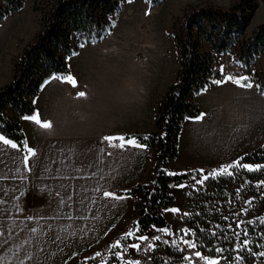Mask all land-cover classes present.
<instances>
[{"label": "trees", "instance_id": "1", "mask_svg": "<svg viewBox=\"0 0 264 264\" xmlns=\"http://www.w3.org/2000/svg\"><path fill=\"white\" fill-rule=\"evenodd\" d=\"M25 1L0 0V24L20 11ZM147 1L157 5L163 0ZM128 2L129 0H60L44 12L43 28L16 59L12 81L0 87V134L27 153L23 119L35 115L36 99L44 84L55 76H67L71 71L69 59L78 54L82 47L103 41L112 31L122 6ZM257 8L256 0H238L227 9L197 6L191 8L169 32L179 55L180 66L176 80L158 103L154 130L125 136L150 137L147 148L149 160L153 164L145 181L115 191L117 195L140 196L138 205L126 222L127 232L139 228V235L145 234L150 226H166L168 223L163 210L176 205L174 186L186 182L193 174H201L196 168L175 172L172 164L180 156V137L185 121L197 118L202 113L197 98L219 84L212 81L224 76V73L217 71L221 67V57L231 55L238 66L253 71L254 85L258 82L260 86H264V71L259 72L255 68L258 59L264 55V22L256 26L251 34L247 33ZM243 84L249 85L244 80ZM255 87L264 96V90ZM165 132L167 138L161 140L160 136ZM237 160L241 164H253V167L257 164L264 165V144L249 149ZM173 172L177 175L170 174ZM262 182L264 168L251 172L236 168L231 176L210 177L204 185L190 188L186 196L188 215H184L182 224L188 230L195 231L199 240L203 241L202 248L198 250L209 255L210 250L217 246L232 248L233 240L222 237L232 236L240 221H257L247 226L248 238L259 240L256 233L264 230V226L259 224V220L264 219ZM148 193L152 195L149 197ZM245 209L248 211L244 212ZM225 216L228 217L227 220L223 219ZM211 232H215L216 236L209 235ZM124 235L118 239H122ZM159 235L161 241H153L154 247L150 249L151 264H187L182 260L186 256L185 249L183 252L178 251L170 243L163 242L170 241L171 237L163 232ZM133 241L135 239L129 238L123 242L129 245ZM180 247L184 248L183 245ZM233 255L225 253L229 257V264ZM243 255L248 257L245 264H264L258 255L255 259L247 253ZM107 261L109 264L117 263L110 251Z\"/></svg>", "mask_w": 264, "mask_h": 264}, {"label": "rangeland", "instance_id": "2", "mask_svg": "<svg viewBox=\"0 0 264 264\" xmlns=\"http://www.w3.org/2000/svg\"><path fill=\"white\" fill-rule=\"evenodd\" d=\"M58 1L60 0H26L20 11L0 24V87L12 81L16 59L43 28L44 12L55 6ZM237 1L163 0L160 4L152 5L147 0H132L122 6L112 31L103 41L98 42L100 51L89 50L88 57L83 61V57L79 55L82 47L76 54L79 57L74 65L79 67L82 63L84 66L82 69L93 78L122 81L125 91L131 90L128 82L138 83L140 89L138 118L139 115L150 111L152 102L157 107L168 88L176 80L180 66L179 55L169 36L174 25L191 8L209 6L227 9ZM256 2L258 8L248 27V34L264 22V0H256ZM220 65L225 68L224 75H227L226 79L229 82L219 83L200 95L197 101L204 119L211 117L214 121V134L223 131L235 132L234 154L239 157L245 151L264 144V96L255 86L243 84L244 75L252 77L253 71L238 66L231 55L222 56ZM255 68L259 72L264 71V55L258 59ZM129 96L131 99V94ZM90 104L95 103L91 101ZM114 104V100L109 103L110 106ZM79 111L82 113L91 111L90 123L96 122L98 112L95 109L86 108ZM89 119L88 114H77L74 120L81 124L78 127L80 130ZM191 127L193 126L189 123L186 127L184 125V132L182 131L180 137L182 150L188 149L193 142L194 138L189 131ZM95 128L93 124V129ZM122 128L126 132L128 125L123 124ZM132 129L134 133L154 130L146 131L139 127ZM62 137L65 138L67 135ZM91 141L93 142L91 151L77 149L74 144V147L69 149L72 150L69 153L75 168L73 174L69 176L68 191L53 189L48 184L55 185V183L49 182L36 172L30 174L31 177L26 183L23 182L26 185L22 186V192L14 186L13 180H17L14 178L16 177L14 169L11 170L10 177L6 175L3 178L10 183L11 188L8 193L0 194V264H101V260H108L110 246L127 232L126 222L132 214L125 220L123 231L117 232L116 235H112L113 231L85 229L89 226V219L92 218V214L88 216L92 205L93 207L96 204L100 205L104 210L107 200L102 201L103 193L110 187L116 189L121 185L102 182L101 175L93 174L89 180L84 174L82 167L84 157L88 158L90 155L93 161H97L95 170L98 171V161L103 155L101 146H94L95 134L92 135ZM63 144L67 146V142ZM31 147L33 149L36 144L35 146L32 144ZM50 147L51 144H47L49 151L42 153V155H50L47 158H53V150ZM61 154L66 156L63 153H56V155ZM172 165L175 172L185 170L181 162L176 161ZM152 166L151 163V169ZM123 189L127 188L121 187L116 190ZM188 189V186L174 188L176 205L173 207L180 208L181 212L165 211L169 222L166 227L171 232L188 229L182 224L187 210ZM180 235H183V232ZM132 243L139 241L135 240ZM149 243L143 242L141 249ZM184 249L186 255L195 251ZM96 252H101L102 257L88 259L86 262V258L94 257ZM125 259H139L141 264H151L150 250L145 253L129 247L125 251ZM196 264H204V261L197 260Z\"/></svg>", "mask_w": 264, "mask_h": 264}, {"label": "crops", "instance_id": "3", "mask_svg": "<svg viewBox=\"0 0 264 264\" xmlns=\"http://www.w3.org/2000/svg\"><path fill=\"white\" fill-rule=\"evenodd\" d=\"M99 44L84 46L79 53L80 57H83L82 60L85 61L86 57H88L89 50L100 51ZM78 57L76 55L70 58L71 71L67 76H55L44 84L36 99V113L33 115V120L23 119L28 147L36 144L33 150L35 152L34 156L37 157L25 154L19 147L13 149L10 144L4 143V140L9 139L0 134L4 138L0 140V194L10 191V183H7L3 178L6 175L10 177L12 169H14L16 175L14 178L17 179L16 181L13 180L14 186L20 192H22V186L26 185V180L31 177L30 174L33 172L41 174L49 182H54L55 185L48 184L53 189L68 191L69 176L73 174L75 168V163L69 153L72 150L69 151V149L75 145L77 149L91 151L93 134L96 136L94 146L100 145L103 155L98 161V171L95 170L97 161H93L90 155L88 158L84 157L82 167L84 168V174L89 177V180L93 174L101 175L102 178L100 180L102 182L121 184L116 189L121 187L129 188L140 181H144L151 173L148 148L144 150L137 149L127 145L126 141H111V138L125 137L127 134L134 133L132 132L134 131L133 127L143 128L146 131L153 130L157 108L154 106V102H152L151 109L147 114L139 115L137 118L140 98L139 84H134V81L128 82L131 90L125 91L122 81L93 78L82 69L84 67L82 63L79 65L80 69L74 65ZM207 91L209 89L205 92ZM129 94H131L132 101ZM89 95L91 98H89ZM111 100H114V106L109 105ZM91 101L95 104L91 105ZM88 102L90 105H87ZM86 108L95 109L98 112L95 118L96 122L90 123L92 118L91 111L90 113L79 111ZM77 114H88L90 116V119L83 124L84 127L80 130L78 127L81 124L74 120ZM188 123L193 126L189 131L194 139L188 149L182 150L180 146V156L177 160L182 163L185 169H203V175H208L210 170L228 165L243 154L239 157L234 154L236 146L235 132L225 133L223 131L214 134L215 125L211 117L204 119L201 113L197 118H188L185 121V127ZM93 124L96 127L95 129H93ZM123 124L128 125L126 132L122 128ZM125 133L126 135H124ZM65 135L67 137L63 138L62 136ZM106 138L108 139L106 140ZM65 142H67V146L63 144ZM47 144H51L50 148L53 150V158H47L50 155H42L43 152L49 151ZM56 153H63L66 156L62 154L56 155ZM26 155L28 156V161L25 164L24 157ZM197 178L198 176H196ZM190 182H192V178L181 184L190 185ZM40 185L42 186L43 183ZM188 187L189 192L191 186ZM116 189L110 187L108 191L115 193ZM130 196L131 198L121 200L103 196L102 201L105 202L107 200L105 209L103 210L97 204L94 207L92 205L88 213V216L92 214V218L89 219V226L85 229L113 231L112 235L122 232L125 220L133 213L140 200V196L137 194ZM167 223L169 222L167 221ZM166 226H150L145 235L150 238L154 235H159L161 233L159 229ZM152 241L150 239L147 243Z\"/></svg>", "mask_w": 264, "mask_h": 264}, {"label": "snow or ice", "instance_id": "4", "mask_svg": "<svg viewBox=\"0 0 264 264\" xmlns=\"http://www.w3.org/2000/svg\"><path fill=\"white\" fill-rule=\"evenodd\" d=\"M130 2V0H129ZM114 27V25H113ZM89 43H91V40H89ZM82 46V45H81ZM72 53H70L71 55ZM218 73H224L225 72V68L223 66H221L218 70ZM227 75L221 76L220 78L212 81V83H224V82H229L226 79ZM244 82L247 84H250L251 86H257L260 87L261 90H264V86H260L258 82L255 83L253 82V78L250 77V75H244ZM38 115V114H37ZM25 119H30L33 120V115L32 116H27L24 117ZM167 138V133H162L160 136L161 140H165ZM3 136H0V140H3ZM108 138H106L107 140ZM150 139V137L147 136H143V137H130V138H125L123 136L120 137H114L111 138V141L113 140H123L126 141L127 145L133 146L137 149H147L148 144L147 141ZM5 144H10L11 147L13 149H16L18 147V145L16 143H13L12 140H4ZM26 143V142H25ZM27 153L30 154L31 156L35 155L34 150L31 147H27L26 149ZM28 161V156L26 155L24 157V162L25 164ZM236 168H243L246 169L248 171H258L261 170L262 168H264V165H260L257 164L255 167H253V164L250 163H240V160L235 161L233 164H228L225 166H222L218 169H213L210 170L208 175H203L204 170L201 169L200 173L202 175V178L197 180L195 174L192 175V184L191 185H185V184H181L180 187H186V186H191L194 187L196 185H204L205 182L207 180H209V178H216L218 176H223V175H228L231 176L234 174V170ZM171 175H177V173H170ZM155 183V182H153ZM264 183V182H262ZM153 191H155V189H153ZM149 197L152 195V193H148ZM104 197H114L116 200H121V199H125V198H131L130 194H125V195H117L112 191H105L103 193ZM163 211H170L172 213H180L181 209L178 207H172L171 209H165ZM248 210L245 209L244 212H247ZM184 215H188V213H185ZM236 215H239V213H237ZM223 219L227 220L228 217L225 216L223 217ZM257 223V221H253V220H247V221H240L237 224V230H235L232 233V236H228V235H223V239H227V240H233V247L226 249V248H221V247H215L213 249L210 250V254L209 255H204V252L202 250H197V249H201L203 246V241L199 240V237H197V233L195 231H190L188 229H177L176 232H171L169 231V229L167 227L161 228L159 229L160 232L165 233L168 237H171L172 239L170 241H163L164 243H170L171 246L176 247L178 249V251L183 252L184 248L187 249H191V250H195L194 252H192L189 255L183 256L182 260L186 261L187 264H196L197 260H202L204 261V264H229V257L225 256L226 252H230L233 253V257L231 259V264H237V262H239V264H245V261H247V256H244L243 253H247L248 256L253 257V259H255V257L258 255L260 257V259L262 261H264V230H261L260 232L256 233V235L259 236V240H251L249 239V231H248V227L250 225H253ZM259 224L264 226V219H260L259 220ZM228 227H231V225H229ZM33 231H35V229H33ZM139 228H137L135 231H129L127 232L122 239H117L111 246H110V252H111V257L113 259H116L117 264H141V260L136 259V260H126L125 259V251L127 250V248L131 247L133 249L136 250H142L145 253H148L150 249H152L154 247L153 244L149 243L145 248L141 249V244L143 242L149 241L150 237L148 235L145 234H139L137 235V233H139ZM183 232V235H180V233ZM209 235L215 237L216 233L215 232H211L209 233ZM186 237H197V239H188ZM129 238H133L137 241H139V243H132L131 245H128L126 243H124L123 241H127ZM59 239V238H57ZM151 240L153 241H161V236L160 235H154L151 237ZM180 245H183L184 248H181ZM236 253H239L238 255H236ZM215 256V258H213V255ZM102 253L101 252H96L94 254V257H90V258H86V262L88 259H94V258H99L102 257ZM101 264H109V261H105V260H101Z\"/></svg>", "mask_w": 264, "mask_h": 264}]
</instances>
